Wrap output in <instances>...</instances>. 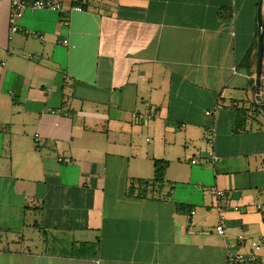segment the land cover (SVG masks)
<instances>
[{"label": "crops", "instance_id": "crops-1", "mask_svg": "<svg viewBox=\"0 0 264 264\" xmlns=\"http://www.w3.org/2000/svg\"><path fill=\"white\" fill-rule=\"evenodd\" d=\"M56 1L0 2V264H264V0Z\"/></svg>", "mask_w": 264, "mask_h": 264}, {"label": "built area", "instance_id": "built-area-1", "mask_svg": "<svg viewBox=\"0 0 264 264\" xmlns=\"http://www.w3.org/2000/svg\"><path fill=\"white\" fill-rule=\"evenodd\" d=\"M0 2H7L10 6L9 12V27H8V40H11L14 35L22 34V35H29L30 32L24 30L18 25V21L23 17L25 11L33 10V11H40V10H48L52 12H62V5L60 2L56 0H0ZM74 11H80V8H74ZM38 39L43 41L44 38L39 36ZM63 44H68L67 40L63 41ZM4 65V62L0 60V67ZM210 113H206L209 115ZM132 120L142 121L145 119L144 115L133 113L131 114ZM204 135L206 139H208V144H211V139L213 133L211 130L204 131ZM35 142L38 145H41L43 142L40 137L36 136ZM210 160L215 162L217 158L213 155L210 156ZM197 161L192 160L191 164H195ZM210 191L216 197H222L224 193L216 188H211ZM234 210H238L234 208ZM216 233L219 236H223L224 231L222 224L220 223L216 227ZM239 243H243L244 239L242 237L238 238ZM249 253H240V252H228L227 254V261L226 264H261L259 260V253L261 251V243L258 241L249 240Z\"/></svg>", "mask_w": 264, "mask_h": 264}, {"label": "trees", "instance_id": "trees-1", "mask_svg": "<svg viewBox=\"0 0 264 264\" xmlns=\"http://www.w3.org/2000/svg\"><path fill=\"white\" fill-rule=\"evenodd\" d=\"M256 49V48H255ZM254 80L252 81V85ZM255 110L261 113L260 110ZM262 114V113H261ZM168 163L165 161H154L153 162V178L151 180H135L129 187L131 194H136L138 198L147 197L154 189L160 187L164 182V176Z\"/></svg>", "mask_w": 264, "mask_h": 264}, {"label": "water", "instance_id": "water-1", "mask_svg": "<svg viewBox=\"0 0 264 264\" xmlns=\"http://www.w3.org/2000/svg\"><path fill=\"white\" fill-rule=\"evenodd\" d=\"M261 4L257 9V58H256V70L254 83L252 86V103L260 110L264 115V104L260 97V81H261V71H262V57H263V24L261 17Z\"/></svg>", "mask_w": 264, "mask_h": 264}]
</instances>
